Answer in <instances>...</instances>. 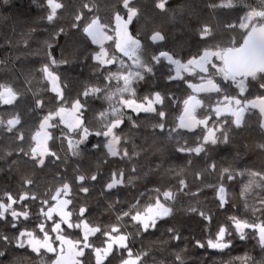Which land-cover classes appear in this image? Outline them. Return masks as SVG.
Listing matches in <instances>:
<instances>
[{"label":"trees","instance_id":"obj_1","mask_svg":"<svg viewBox=\"0 0 264 264\" xmlns=\"http://www.w3.org/2000/svg\"><path fill=\"white\" fill-rule=\"evenodd\" d=\"M62 2L65 7L50 22L47 20V0H0V84H11L21 93L17 105L0 104V116L7 118L13 112H18L22 119L20 128L25 136L24 141H18L14 133L0 128V188L4 189L0 195L6 191L13 195L30 191L43 199L46 194H51L50 190L54 191L62 183L68 182L72 185L75 197L71 207L78 208V204L86 206L89 210V222L106 227L115 223L117 214L121 210L126 211L137 199L144 202L153 189H175L179 187V180L184 179L188 188L178 195L173 204V214L159 221L156 229L134 237V252L147 253L144 257L145 264H241L238 258L245 256L250 258L251 264H264V248L251 231L244 240L234 233L231 248L225 250L200 248L196 244V241H205L210 231L215 230V225L224 223L228 216L237 215L249 220L256 217L264 219L261 213L253 214L251 207H244L245 200L240 196V181H246L247 177L238 178L237 182H228L230 202L223 209L217 207L214 190L205 187L206 184H215L218 180L217 172L206 171L208 164L212 162L216 163L218 170L231 167L237 171H264V147H261L264 145V128L261 127V118L256 110L247 113L240 127H236L229 120L224 125L228 131V142L210 146L207 155L202 153L200 156H190L177 152L175 140H169L165 133L154 127L159 122L155 113L141 112L137 115L129 110L126 111L124 124L118 134L122 137L120 147L127 149L130 158L120 159L107 155V149L103 147L105 138L97 136H89L80 145L79 156L72 155L66 140L63 143L61 139L50 141L51 149L61 159L53 163L54 158L49 157L44 167L36 165L24 154L29 151L30 137L39 120L47 111L58 106L55 93L50 91V85L40 71L43 65L49 63V53L57 60L68 61L53 67V71L60 76V83L68 101L77 98L87 87H102L106 83L104 77L108 67L98 65L93 59L99 46L72 25L79 11L85 13V19L95 14L100 16L102 22H111L113 13L121 11L120 0ZM155 2L156 0H136L141 17L132 26L133 33L140 34L150 52L171 51L180 59L187 60L203 48L215 44L226 45L230 38L237 41L240 39L238 31H226L224 26L226 23L238 21L247 10L242 5L233 9H212L209 5L218 0H168L169 11L161 12L155 7ZM85 3L94 5L92 13L83 9ZM244 3L256 7L261 0H244ZM84 22L80 21L81 25ZM204 24L213 30V36L207 40L201 39L199 35ZM61 28L64 29L63 32H60ZM154 30L160 31L165 40L153 43L148 39ZM110 44L108 42L105 47L111 54L113 49ZM109 67L115 70V66ZM171 67L166 61L162 62L154 67V75L146 74L144 80L134 85L138 99L152 96L155 92L166 97L164 105L157 107L166 113L165 122L168 128L173 127L183 108L182 101L191 91L182 80H168L169 75L175 74L170 71ZM185 79L196 82L195 78L187 75ZM216 79L220 82L218 77ZM261 83H264V79H249L245 97L252 99L264 95V89L260 88ZM221 86H227V91L232 95L238 94V89L231 82H224ZM34 94L45 101L43 110H33L36 98ZM104 108H107V102L102 98H87L84 119L91 130L99 129L95 117ZM127 116H131L135 124ZM62 129L63 125L51 130L53 136L61 137ZM181 131L190 144L200 132L199 129L196 133ZM72 135L74 139H79L75 133ZM96 144L100 147L94 148L93 145ZM20 148L24 152L19 151ZM118 170L124 171L125 183L107 191L104 185L110 180L111 173ZM78 174L98 175L97 181L85 182V186L89 188L87 194L79 191L76 180ZM25 179H31L33 184L25 186ZM141 193L145 195L141 196ZM261 198H264V189H255L247 195V202L250 206L259 207ZM35 206H40L39 200L28 203L33 216L30 222H24V226L32 227L36 222L35 213L38 209ZM191 207L212 215V227L208 228L207 221L197 213L189 211ZM125 221L127 222V218ZM169 228H174L181 235V239H172ZM128 230L133 231L130 223ZM0 234L13 238L17 229L12 228L6 221H0ZM69 234L77 237L80 232L74 229V233ZM102 239L100 237L101 241ZM94 241L97 245L101 243L96 238ZM0 252L4 253L0 256V264H41L40 259L33 253H24L14 239L8 244L0 241ZM178 255L181 260H177ZM84 264H94L89 253L84 257ZM107 264H120V253L114 252Z\"/></svg>","mask_w":264,"mask_h":264},{"label":"snow or ice","instance_id":"obj_2","mask_svg":"<svg viewBox=\"0 0 264 264\" xmlns=\"http://www.w3.org/2000/svg\"><path fill=\"white\" fill-rule=\"evenodd\" d=\"M47 5L49 8L47 20L50 22L54 21L58 11L65 7L62 0H47ZM120 5L121 11L114 12L109 23L102 22L100 16L95 14L85 19V13L79 11L72 25L73 28L80 29L93 44L99 46L93 59L98 65L108 67L107 75L104 77L106 83L102 87H87L77 98L68 101L60 83V76L53 71L54 66L66 64L68 61L57 60L49 53V63L40 69L50 85V91L55 93L58 106L42 116L31 134L29 151L24 154L36 165L44 167L49 157L54 158L53 163L61 159L51 149L50 141L61 139L63 143L66 140L72 155L79 156L80 145L87 141L89 136L105 138L103 147L107 149V155L120 159L130 158L127 149H121L122 137L118 134V130L124 124L126 111L129 109L137 115L141 112L155 113L159 117V122L154 127L165 133L169 140H175L177 152L190 156H200L202 153L207 155L210 146L221 142L227 143L228 131L224 125L229 123V117L232 124L240 127L245 115L256 110L261 118V127L264 128V95L252 99L244 95L248 90L249 79H264V0H261L256 7L245 4L244 0H218L210 4L209 7L212 9H233L241 5L247 9L236 23L230 22L224 26L226 31H238L240 39L237 41L235 38H230L226 45L215 44L203 48L187 60L180 59L171 51L150 52L146 43L140 38V34H134L132 30L134 22H138L141 17V10L136 5V0H120ZM167 5L168 0L155 2V7L161 12L169 11ZM93 8L94 5L83 4V9H87L89 13L93 12ZM82 20L85 22L81 25ZM63 31L64 29L61 28L60 32ZM199 35L201 39L207 40L213 36V30L209 25L204 24L199 30ZM148 39L156 43L164 41L165 36L160 31L154 30ZM108 42H111L110 47L113 49L111 54L105 47ZM165 61L172 66L170 71L175 73L169 75L168 80H182L191 90L183 99L181 113L176 117L171 128L166 125V113L158 110L157 107L164 105L166 97L160 92H155L152 96H146L141 100L137 98L134 87L136 82L145 79L146 74L154 75V67ZM109 66H115V70L113 71ZM185 75L195 78L196 82L191 79L186 80ZM217 77L220 78V82H217ZM224 82H231V85L238 89V94H230L227 86H221ZM260 88L264 89V83L260 84ZM89 97L102 98L107 102V108L96 114L95 119L99 123V129L95 131L85 124L84 119ZM20 98L21 93L11 84H0V104L15 106ZM44 108L45 101L36 95L33 110ZM127 119L135 124L131 116H127ZM21 123L22 119L18 112H13L7 118L0 116V128L14 133L18 141L25 139L20 128ZM61 125L66 131L62 129L61 137H54L51 130ZM197 129L200 132L190 144L181 130L196 133ZM73 133L78 135L79 139H74ZM93 147L99 148L100 145L96 144ZM19 151L24 152V149L20 148ZM206 171L218 174L215 184L205 185L214 190L218 208L223 209L229 205L228 182H237L238 178L247 177L246 181H240L242 183L240 196L245 200L244 207L246 209L251 207L253 214L259 212L264 216V198L260 199L259 207L250 206L247 202L249 193L255 189H264V171L251 169L237 171L231 167L218 170L215 162L209 163ZM76 180L79 191L87 194L89 188L85 186V182L97 181L98 175L78 174ZM124 183V171L118 170L111 173L110 180L104 188L111 191ZM178 183L179 187L175 189L172 187L163 190L159 187L153 189L152 194L144 202L137 199L126 211L121 210L117 214L115 223L106 227L89 222L87 218L89 210L86 206L70 208L75 197L72 185L68 182L62 183L54 191L50 190L51 194H46L43 199L30 191H21L16 195L6 191L0 195V221H6L12 228H16L17 234L13 238L0 234V241L8 244L14 239L18 247L27 246L37 254L42 251L51 253L54 256L51 264H84L82 258L85 257L86 250H90L89 255L94 264H106L114 252L120 253V264H145L144 257L147 253L134 252V237L156 229L159 221L173 214V204L178 195L188 188L184 179H180ZM32 184L31 179L24 180L25 186ZM144 195L141 193V196ZM37 200L40 207L35 213L36 222L32 227L24 226V222H30L33 216L28 203ZM189 211L197 213L207 221L208 228L212 227V215L196 207H191ZM129 223L133 226V231L128 230ZM71 229L79 230V238H71L68 232ZM168 231L172 234V239H181V235L174 228H169ZM249 231L258 237L260 246L264 248V219L256 217L249 220L237 215L228 216L224 223H217L208 238L203 242L196 241V244L200 248L225 250L231 248L234 233L244 240ZM97 234L103 237L100 245L92 239L97 237ZM2 255L4 253L0 252V256ZM238 259L241 264H251L247 256ZM177 260H181L179 255Z\"/></svg>","mask_w":264,"mask_h":264},{"label":"flooded vegetation","instance_id":"obj_3","mask_svg":"<svg viewBox=\"0 0 264 264\" xmlns=\"http://www.w3.org/2000/svg\"><path fill=\"white\" fill-rule=\"evenodd\" d=\"M219 78V77H218ZM220 79V78H219ZM129 111H131L132 112V110H130L129 109ZM247 115V114H246ZM246 115H245V117H244V121H245V118H246ZM215 119V118H214ZM221 119H223V118H221ZM229 120H231V117H229L228 118ZM244 121H243V123H244ZM210 123H212V122H210ZM242 123V124H243ZM184 131H186V130H184ZM112 157V156H111ZM78 206H81V205H79L78 204ZM36 207V209H39V207L40 206H35ZM70 208H72L71 206H70ZM79 231V230H78ZM68 232H70V233H74V229H71V230H68ZM71 238H73V239H77V238H79V236H77V237H74V236H71ZM94 238H96L98 241H100L101 242V240H100V237L99 238H97V237H93L92 239L94 240ZM21 248V247H20ZM22 249V251L25 253V252H31V253H33L34 255H35V257H38L39 259H40V263L41 264H46V262L47 261H49V264H51V260L54 258V256H53V254H51V253H46V252H41L40 254H37V253H34L32 250H31V248H29V247H24V248H21ZM90 251H88V250H86V254H88ZM86 254H85V256H86ZM83 259V261H84V258H82ZM106 264H107V262H106Z\"/></svg>","mask_w":264,"mask_h":264},{"label":"bare ground","instance_id":"obj_4","mask_svg":"<svg viewBox=\"0 0 264 264\" xmlns=\"http://www.w3.org/2000/svg\"><path fill=\"white\" fill-rule=\"evenodd\" d=\"M73 168V167H72ZM72 173V172H71ZM1 189V188H0ZM4 190V189H3ZM2 189H1V191L0 192H2L3 191ZM6 191V190H5Z\"/></svg>","mask_w":264,"mask_h":264}]
</instances>
